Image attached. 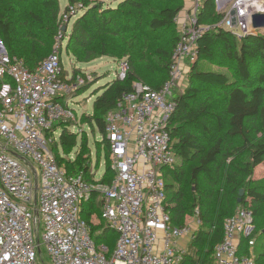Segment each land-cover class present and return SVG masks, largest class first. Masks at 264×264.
<instances>
[{"label": "built area", "instance_id": "obj_1", "mask_svg": "<svg viewBox=\"0 0 264 264\" xmlns=\"http://www.w3.org/2000/svg\"><path fill=\"white\" fill-rule=\"evenodd\" d=\"M201 4L192 0L190 8L173 19L181 31L168 79L159 88L134 81L133 90L122 93L104 114L110 183L95 174L91 180L82 173L68 174L51 150L57 140L54 126L74 119L68 104L57 100L68 89L60 80L59 45L30 71L22 59L8 55L0 39V264H37L41 245L50 264H181L190 256L182 241L190 243L199 220L193 227H176L167 211L166 171L177 160L168 122L197 57L196 41L209 28L197 24ZM74 7L70 13L77 11ZM231 8L236 25L229 10L218 25L240 38L251 32L250 15L264 12V0H232ZM127 70L122 62L116 77L123 79ZM81 83L78 78L75 85ZM93 193L105 227L116 233L110 255L106 244L94 241L81 217V205ZM253 228L251 208H238L226 218L212 264H256L254 238L247 239V247L242 241Z\"/></svg>", "mask_w": 264, "mask_h": 264}, {"label": "trees", "instance_id": "obj_2", "mask_svg": "<svg viewBox=\"0 0 264 264\" xmlns=\"http://www.w3.org/2000/svg\"><path fill=\"white\" fill-rule=\"evenodd\" d=\"M153 1L118 0L113 6L95 4L91 0H68L60 13L57 0H40L41 10H34L30 0H0V39L8 55L22 59L30 71L45 58L58 36L67 51L85 50L78 61H89L108 54L106 41L138 30L145 13L149 31L173 30L175 33L168 42L169 50L162 51L154 83L142 81L159 88L168 79L172 52L179 39L173 19L183 5L181 0H176L173 5L159 3L148 9L146 6ZM215 1L202 0L197 24L209 25V28L196 41L197 57L188 71L189 83L176 96V107L168 122L177 160L174 167L166 171L167 211L176 227L183 226L184 217L189 216H195L200 223L191 240L202 246L198 262L188 255L181 264H212L214 247L223 236L224 220L247 198L251 199L254 228L242 241L247 247V239L254 238L255 262L264 264V186L259 192L257 187L250 188L248 182L253 170L264 165V32L251 31L236 38L218 25L225 14L216 11ZM75 5H80L79 11L69 15L70 29H67V21L63 30L60 21ZM90 42L96 43L91 49L88 48ZM61 52L60 49V56ZM124 54L128 65L125 77H115L97 88L91 112L81 115L82 120L96 125L110 161L109 148L104 141L103 116L115 107L122 93L133 90L134 81L141 80L137 64L146 58L139 41ZM207 61L220 66L231 65L233 74L206 68ZM60 67V80L73 83L75 74L66 78L61 62ZM194 83L209 86L214 93L223 96L220 113L215 114L211 97ZM57 100L63 105L66 103L64 96ZM211 120L213 125L209 123ZM70 124L60 122L54 126L53 130L60 129V133L51 144V150L68 174L82 173L86 180H91L96 172L85 160L78 133L68 128ZM110 163L106 161L104 165L100 179L103 183L111 182ZM205 184L208 188H204ZM240 189L246 193L238 202ZM96 198L93 193L91 208L86 210L84 220L94 241L108 246L107 243L115 242L116 233L105 227ZM83 206L84 203L81 212ZM257 220L260 221L258 232L255 231ZM110 233H114L112 237H108Z\"/></svg>", "mask_w": 264, "mask_h": 264}, {"label": "rangeland", "instance_id": "obj_3", "mask_svg": "<svg viewBox=\"0 0 264 264\" xmlns=\"http://www.w3.org/2000/svg\"><path fill=\"white\" fill-rule=\"evenodd\" d=\"M31 6L34 10H41L40 6V0H30ZM93 3H102L104 5H113L115 6L118 2V0H91ZM176 2V0H154L151 4L147 5L146 7L148 9L153 8V6L158 5L159 3L167 4V5H173ZM184 12L182 15L190 8L189 6L192 5V0H181ZM60 13L63 12L64 7L67 5L68 0H57ZM232 0H227L224 3V6L227 5V8L231 7ZM190 4V5H189ZM215 7H218V1H215ZM75 10L79 11V8L77 5L74 7ZM76 11V12H77ZM217 11H224V10H217ZM226 11V10H225ZM73 15V13H69L67 17H64L61 21V25H65L66 20L69 19V15ZM145 14V13H144ZM143 14L141 23L139 24L138 30H136L134 33L129 32L130 35L126 36H120L115 37L112 40H109L105 42L107 44V55L96 57L89 61H78V57L82 58L84 56L85 50H82L80 48L72 49L71 51H67L65 49V43L60 42L61 37L58 39H55L50 51H48V54L52 51L54 46L56 44L59 45L61 52V63L63 66V69L65 71V77L71 78L72 75L74 76V82L78 78H81L83 80V83L75 85L73 83H67L68 89L64 93V96L66 98V102L68 106L73 110L74 112V119L70 120V123L75 126V131L78 133V139H80V142L82 143V148L85 150V160L89 163L90 169L95 171V177L101 178V174L104 171V165L107 162H111L106 154L105 150L102 146V136L100 135L96 125L94 123L86 122L85 120L81 119V115L84 113H90L92 109V103L95 99V91L97 88H99L101 85L105 84L107 81H111L116 77V72L122 62H126L125 59H127L126 54H124V51L127 49H134L135 44L137 41L140 42V49H142V52L146 55V58H143L141 62L137 64V71L140 74L141 77L140 81H146L148 83H154L155 80V74L160 69V59L163 58L162 51L167 50L168 42H170L171 37L175 35L174 31L170 30L169 32L165 31H149L146 27V18ZM223 19V18H222ZM73 20V19H72ZM70 21H68V27L67 29H70ZM176 30L178 34L180 35L181 31V24L175 23ZM136 28V29H137ZM95 42H90L88 45V48L91 49L93 45H95ZM99 49V46L98 48ZM169 50V49H168ZM47 54V55H48ZM77 54V56L75 55ZM46 55V56H47ZM45 56V57H46ZM206 68H211L213 70H223L228 75L233 74V66L231 65H225L220 66L212 62H205ZM222 64V63H219ZM224 64V63H223ZM189 79H188V72L185 76L182 84V88H184L188 85ZM195 85L201 87L202 92L206 95L210 96L212 101L214 102V112L215 114L220 113V106H221V99L222 95H219L217 93H214L215 90L209 86H204L198 83H194ZM100 93V92H99ZM98 93V94H99ZM211 125L214 124V122L211 120L209 122ZM255 123H258V120H255ZM60 131L56 130L54 133V137L57 139L59 136ZM249 187H257V191H262V186H264V165L258 166L256 169L253 170L252 175L248 178ZM203 187V184L201 185ZM204 188H208V186L205 184ZM246 191L243 190V195H245ZM241 197V198H242ZM90 202H85L83 206V211L81 212V216L83 219H86L85 213L86 210H89L91 208ZM97 204V203H96ZM96 204H94V207H96ZM252 205V200L247 198L245 202L240 205L238 208L246 207L250 208ZM237 208V209H238ZM197 218L195 216H189L184 217V225L186 226H196V220ZM200 224V223H199ZM255 231L258 232L260 229V221H256ZM199 226V225H198ZM197 226V227H198ZM256 232V233H257ZM114 233H110L108 237H112ZM109 247V255L115 248V242L112 244L107 243ZM195 247H192L193 245ZM192 245V246H191ZM188 249L190 252L191 258L194 260L199 258L200 253L199 250H201L202 246L188 242ZM254 252V249H253ZM255 255V254H254ZM195 261V260H194ZM37 264H50L49 259L46 254V250L43 245L39 247V252H37L36 257Z\"/></svg>", "mask_w": 264, "mask_h": 264}, {"label": "water", "instance_id": "obj_4", "mask_svg": "<svg viewBox=\"0 0 264 264\" xmlns=\"http://www.w3.org/2000/svg\"><path fill=\"white\" fill-rule=\"evenodd\" d=\"M218 2L222 0H217ZM230 22L233 26L236 25L235 10L233 8L229 9ZM250 25L252 32H264V12H254L250 15ZM63 30L66 29V25H63ZM247 33V32H246ZM244 33V34H246ZM4 50V49H3ZM238 202L241 201L243 195V189H240L238 192Z\"/></svg>", "mask_w": 264, "mask_h": 264}, {"label": "crops", "instance_id": "obj_5", "mask_svg": "<svg viewBox=\"0 0 264 264\" xmlns=\"http://www.w3.org/2000/svg\"><path fill=\"white\" fill-rule=\"evenodd\" d=\"M227 0H222V2L221 1H219L218 2V7L216 8V11L217 10H224V11H222L224 14L230 9V7H229V9L227 8V5L226 6H224V3L226 2ZM190 5V4H189ZM190 7V6H189ZM226 10V11H225ZM184 12V10H181L179 13H178V16H180L181 17V15H182V13ZM219 12V11H218ZM221 12V11H220ZM101 92V91H100ZM99 93V92H98ZM60 96H64V93H62ZM64 101L66 102V98H65V96H64ZM67 103V102H66ZM104 172V171H103ZM103 172H102V174L101 175H103ZM96 200V199H95ZM96 202H99V201H97L96 200ZM182 243H183V245H188L187 243H186V241L185 240H183L182 241ZM193 245V244H192ZM199 245V244H198ZM193 247H195V245L193 246Z\"/></svg>", "mask_w": 264, "mask_h": 264}]
</instances>
